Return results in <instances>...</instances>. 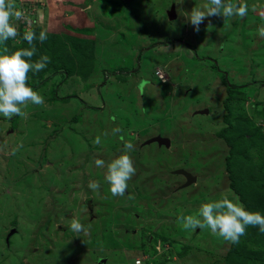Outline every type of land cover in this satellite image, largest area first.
Instances as JSON below:
<instances>
[{
  "label": "rangeland",
  "instance_id": "1",
  "mask_svg": "<svg viewBox=\"0 0 264 264\" xmlns=\"http://www.w3.org/2000/svg\"><path fill=\"white\" fill-rule=\"evenodd\" d=\"M46 2L16 0L28 20L18 30L40 28L65 43L68 36L92 40L95 62L86 79L60 71L55 81L46 73L43 84L30 82L44 104H30L26 118L0 115V264H221L231 243L208 229L185 230L178 217L226 191L239 197L226 166L231 145L220 135L229 125L223 73L244 98L236 104L244 117L264 132V0H241L246 17H210L198 33L187 16L207 0H91L90 27L73 36L43 21ZM65 2L57 0L56 24L68 20ZM65 53L74 58L70 46ZM116 127L122 131L112 135ZM157 135L170 146L145 143ZM126 141L135 146L136 173L124 196L114 197L107 164ZM251 153L264 161L263 148ZM181 169L196 181L185 185ZM89 181L100 188L93 191ZM73 218L86 231L73 232Z\"/></svg>",
  "mask_w": 264,
  "mask_h": 264
},
{
  "label": "clouds",
  "instance_id": "2",
  "mask_svg": "<svg viewBox=\"0 0 264 264\" xmlns=\"http://www.w3.org/2000/svg\"><path fill=\"white\" fill-rule=\"evenodd\" d=\"M182 3L183 0H177V4ZM248 11L247 3L241 0H207L205 6L193 7L187 17L194 31L198 33L200 25L210 17L244 18ZM22 20L28 22L25 11L17 8L16 0H0V45H4L8 40H16L20 35L18 24ZM258 34L264 38V26L258 30ZM47 38V30L40 31L38 36L35 31L27 30L23 33V39L30 45L29 48L10 52L5 46L0 51V115L4 118L11 119L16 115L26 118L28 113L24 109L30 104H44L43 96L28 84V79L30 72H40L50 62V57L47 55H41L33 60L37 51L34 41L38 39L42 43ZM121 131L120 127H116L112 129V135ZM120 139L123 140V136ZM94 143H101L100 136L95 138ZM134 147L131 141H126L123 152L107 164L105 180L114 197L124 196L128 181L136 173L130 155ZM15 152L16 149L12 154L14 155ZM94 163L97 168L105 167L103 159L97 158ZM88 187L97 191L100 184L97 181H89ZM178 223L185 230L208 229L211 234L232 244L239 243L240 237L246 234L249 226L258 227L259 231L264 233V214L260 211L248 210L239 197L231 191H226L219 199L202 204L196 214L178 217ZM70 228L76 233L86 231L85 226L76 218L72 219Z\"/></svg>",
  "mask_w": 264,
  "mask_h": 264
},
{
  "label": "trees",
  "instance_id": "3",
  "mask_svg": "<svg viewBox=\"0 0 264 264\" xmlns=\"http://www.w3.org/2000/svg\"><path fill=\"white\" fill-rule=\"evenodd\" d=\"M32 30L36 32L37 36L42 31L40 28ZM18 31L20 35L14 45L11 46L10 40H8L4 45H0V48L9 45L10 52L29 48L30 45L23 39V33L27 30L21 28ZM67 40L68 43H65L61 37L49 34L47 40L42 43L38 39L34 41L37 51L33 60L38 59L41 55H47L50 57V62L42 71L30 72L29 76H32V79H28V84L30 82L38 86L43 84L46 73H51L46 79L52 78L55 81L57 79L55 75L57 76L60 71L66 72V76L77 74L85 79L88 77L95 62L94 41L84 40L82 43H77L70 36L67 37ZM170 41L173 42L172 39ZM68 46L75 54L74 58L70 60L65 53ZM75 56L83 62L80 68L77 66L78 62ZM214 66L218 68L217 70L220 69L217 64ZM223 80L229 92V95L224 99L225 122L229 125L221 130L220 135L225 137L231 145L226 161L230 172V186L239 195L240 201L248 210L260 211L264 214V161H255L251 153L252 150L264 149V132L250 118L244 117L245 113L242 107L239 108L236 105L239 100L244 99L241 93H238V86L231 84L225 73H223ZM69 98L70 96H67V99ZM228 131L233 132L235 136H228ZM108 186H106L107 191H110ZM261 246L264 247V233H261L258 227L249 226L246 229V234L240 237L238 244L231 243L221 264H264V250L261 251ZM144 249L146 251V248Z\"/></svg>",
  "mask_w": 264,
  "mask_h": 264
},
{
  "label": "crops",
  "instance_id": "4",
  "mask_svg": "<svg viewBox=\"0 0 264 264\" xmlns=\"http://www.w3.org/2000/svg\"><path fill=\"white\" fill-rule=\"evenodd\" d=\"M56 3L57 0L54 2L50 0V2L48 3L46 2V4H48L46 7L44 3L42 4L43 5L42 9L46 11L48 13L47 16H49L48 18L45 14H42L41 15L42 19L44 18L43 21L49 20L50 22H53L51 26L52 29L54 25L55 30L59 28L61 31L64 30V32H66L67 35L73 36V35H78L76 29L80 30L83 27L84 28H87L88 26L90 27L91 24L90 21L91 19H93L94 12L96 11V6L91 2V0H88L87 2L84 0H70L69 3L65 2L66 4L65 11L68 12V20L64 18L66 20L64 22V25L56 24L57 21L55 22V20L57 19V16L54 14V12L55 13L57 12L55 6ZM43 15H45V17H43ZM81 35H83L82 38H85L84 37L85 35L83 33H81Z\"/></svg>",
  "mask_w": 264,
  "mask_h": 264
},
{
  "label": "water",
  "instance_id": "5",
  "mask_svg": "<svg viewBox=\"0 0 264 264\" xmlns=\"http://www.w3.org/2000/svg\"><path fill=\"white\" fill-rule=\"evenodd\" d=\"M168 16L170 18V20H173L176 18V9H175V5L173 4L171 9L168 11ZM208 110H197L195 113H207ZM146 144H151V143H157L159 146L165 145V146H170L171 144V140L168 137H164L161 135H157L155 137H152L150 139H148L146 142ZM178 172L182 173L186 178H187V182L185 183V185H188L194 181H196L197 177L192 175L190 172L181 169ZM105 260H102V263H104Z\"/></svg>",
  "mask_w": 264,
  "mask_h": 264
},
{
  "label": "built area",
  "instance_id": "6",
  "mask_svg": "<svg viewBox=\"0 0 264 264\" xmlns=\"http://www.w3.org/2000/svg\"><path fill=\"white\" fill-rule=\"evenodd\" d=\"M24 11H25V13L27 14V10L25 9ZM141 263H142V259H141V258H137V259L135 260V264H141Z\"/></svg>",
  "mask_w": 264,
  "mask_h": 264
},
{
  "label": "flooded vegetation",
  "instance_id": "7",
  "mask_svg": "<svg viewBox=\"0 0 264 264\" xmlns=\"http://www.w3.org/2000/svg\"><path fill=\"white\" fill-rule=\"evenodd\" d=\"M102 260H105V259H102ZM102 260H100V263L98 264H106V260L104 261V263H102Z\"/></svg>",
  "mask_w": 264,
  "mask_h": 264
}]
</instances>
